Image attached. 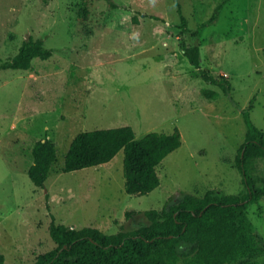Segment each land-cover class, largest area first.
<instances>
[{"label": "rangeland", "instance_id": "obj_1", "mask_svg": "<svg viewBox=\"0 0 264 264\" xmlns=\"http://www.w3.org/2000/svg\"><path fill=\"white\" fill-rule=\"evenodd\" d=\"M222 1L179 0L188 19L183 33L174 0H0V62L30 36L54 50L29 69L0 68L1 264H33L55 248L52 214L114 233L185 193L245 191L237 165L244 111L264 132V0H228L210 21ZM183 41L200 44L202 68L225 75L230 92L202 77ZM122 125L138 138L181 131V146L157 167L158 187L127 192L124 149L108 162L64 171L79 132ZM45 138L56 143L57 157L41 187L29 168ZM250 168L264 175V156ZM248 215L264 245V196Z\"/></svg>", "mask_w": 264, "mask_h": 264}, {"label": "trees", "instance_id": "obj_2", "mask_svg": "<svg viewBox=\"0 0 264 264\" xmlns=\"http://www.w3.org/2000/svg\"><path fill=\"white\" fill-rule=\"evenodd\" d=\"M174 1L180 13L181 31L185 33L188 19L179 0ZM227 1L216 6L210 21L216 19ZM182 45L204 79L221 86L225 92L231 91L225 75L216 76L202 68L199 43L188 45L183 41ZM53 52L43 40L30 36L23 40L14 56L0 62V68L29 69L34 58L48 59ZM244 115L248 130L237 157L244 192L228 194L220 188H210L203 195L185 193L178 202L145 210L147 220L134 229L114 233L94 226L78 228L59 223L52 214L49 230L57 246L41 253L33 264H263L260 257L264 255V245L256 234L248 208L264 196V175L250 168L252 159L264 156V132L253 122L248 110ZM181 144L179 128L172 133L151 131L140 138L131 125L85 130L72 140L63 169L72 171L99 165L124 149L126 190L145 194L160 185L158 165ZM33 156L29 175L36 185L45 187L57 157L56 143L49 138L37 140ZM127 215H131V210ZM3 257L0 254V264Z\"/></svg>", "mask_w": 264, "mask_h": 264}]
</instances>
